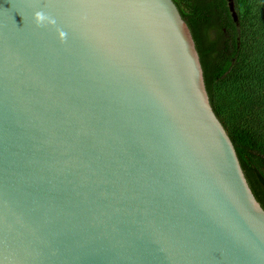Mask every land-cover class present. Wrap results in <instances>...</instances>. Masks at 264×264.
<instances>
[{
  "label": "water",
  "instance_id": "1",
  "mask_svg": "<svg viewBox=\"0 0 264 264\" xmlns=\"http://www.w3.org/2000/svg\"><path fill=\"white\" fill-rule=\"evenodd\" d=\"M0 264H264L173 0H0Z\"/></svg>",
  "mask_w": 264,
  "mask_h": 264
},
{
  "label": "trees",
  "instance_id": "2",
  "mask_svg": "<svg viewBox=\"0 0 264 264\" xmlns=\"http://www.w3.org/2000/svg\"><path fill=\"white\" fill-rule=\"evenodd\" d=\"M173 2L193 37L212 110L264 210V0H233L235 21L227 0Z\"/></svg>",
  "mask_w": 264,
  "mask_h": 264
},
{
  "label": "clouds",
  "instance_id": "3",
  "mask_svg": "<svg viewBox=\"0 0 264 264\" xmlns=\"http://www.w3.org/2000/svg\"><path fill=\"white\" fill-rule=\"evenodd\" d=\"M35 19H36L37 24L43 23L45 21H47L48 23H54V21L51 18L47 17L42 12H37L35 14Z\"/></svg>",
  "mask_w": 264,
  "mask_h": 264
},
{
  "label": "rangeland",
  "instance_id": "4",
  "mask_svg": "<svg viewBox=\"0 0 264 264\" xmlns=\"http://www.w3.org/2000/svg\"><path fill=\"white\" fill-rule=\"evenodd\" d=\"M222 93H224V92H226V90H224V89H222ZM262 122H263V124H264V117L262 118Z\"/></svg>",
  "mask_w": 264,
  "mask_h": 264
}]
</instances>
